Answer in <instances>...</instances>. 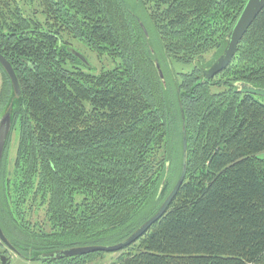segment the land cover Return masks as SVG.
<instances>
[{"label":"trees","instance_id":"16d2710c","mask_svg":"<svg viewBox=\"0 0 264 264\" xmlns=\"http://www.w3.org/2000/svg\"><path fill=\"white\" fill-rule=\"evenodd\" d=\"M246 2L0 0V53L21 92L5 74L0 228L20 256L113 245L152 217L181 171L183 113L184 181L113 264H264V98L239 92L264 89V8L226 69L203 76ZM80 48L118 63L91 74ZM174 61L194 67L168 83Z\"/></svg>","mask_w":264,"mask_h":264},{"label":"water","instance_id":"95a60500","mask_svg":"<svg viewBox=\"0 0 264 264\" xmlns=\"http://www.w3.org/2000/svg\"><path fill=\"white\" fill-rule=\"evenodd\" d=\"M264 8V0H247L243 10L241 11L234 27L232 28L229 37L228 43L223 54L210 66L208 70L203 72V76L207 80H211L220 74L226 67L231 63L232 58L235 55L236 49L240 41L243 39L245 33L248 31L254 20L256 19L257 15L260 11ZM144 31V30H143ZM70 53L78 58L81 62L87 63L85 58L81 56L74 50H70ZM0 66L3 69L4 73L7 75L14 97L17 98L20 96V87L15 75V72L10 65V63L5 59L3 55L0 53ZM158 70V75L161 81L164 83V76L159 67L156 66ZM243 94H249L256 97L264 98V90L262 89H255L248 85L241 84L240 91ZM11 113H12V106L9 105L5 113L2 115L0 119V164L5 148V144L8 138V135L11 131ZM182 149H181V171L179 177L172 187L168 196L164 199L161 203L159 209L156 213L146 220L139 228H137L129 237L124 239L123 241L113 244V245H92V246H81V247H72L69 249L61 250L58 252H54L51 254H43L38 257V260H46V261H54L63 258H73L77 256H83L92 253H116L118 251L123 250L124 248L132 245L135 243L140 237H142L148 229L153 225L156 221H158L166 212L169 205L175 198L180 186L182 185L187 168V136L186 130L184 125V115L182 113ZM162 189V187H161ZM0 243L4 245L9 251L17 254L18 252L16 249L11 245V243L6 239L5 235L3 234L0 228ZM18 255V254H17ZM9 259L6 256H0V263L7 264Z\"/></svg>","mask_w":264,"mask_h":264},{"label":"rangeland","instance_id":"374dc122","mask_svg":"<svg viewBox=\"0 0 264 264\" xmlns=\"http://www.w3.org/2000/svg\"><path fill=\"white\" fill-rule=\"evenodd\" d=\"M79 50L82 53L80 55L83 56V58H85V60L87 62L86 65L84 66V68H85V70H90L91 74H97L101 70H107V69L113 68L118 63L117 59L115 61H112L107 56H105V55L99 56L97 53L92 52V51L88 50L87 48H85V51H84V48H80ZM155 51H156V49H155ZM193 67H194V65H192V64H180V63H177L174 61L170 64V66L162 65V70H163L164 76L166 77L168 83H170V76H174V74L190 72L193 69ZM4 75H5V73L2 71V69H0V104L4 103L6 101L5 93L3 91L4 88H6V84H5V80H4V77H6V76H4ZM212 90L215 93L220 92V89H218V88H213ZM10 102H12V100H10ZM7 108L8 107H2L1 108V106H0V119H1L2 115L5 113V111L7 110ZM15 136L16 135L12 133L11 137L9 139V142H8V147H9L8 151H10L9 152V154H10V156H9L10 161L9 162H11V156L14 155L15 148H16V143L14 144ZM169 145L172 147H176L177 146V140L172 137ZM259 156L262 159H264V152L261 153ZM4 231H5L6 235L10 239H12V236L8 232V230L5 229ZM103 245H106V243L103 242ZM3 249H4V247L0 246V253H3ZM7 253H8V256L6 254H5V256L8 257V259L10 261L9 264H45L44 262H40L38 260H33V261L26 260L24 258H21L20 256L15 255L11 251L7 252ZM121 254H122L121 252L105 253V254H103V256L98 258V260H96L90 264H113L121 256Z\"/></svg>","mask_w":264,"mask_h":264},{"label":"flooded vegetation","instance_id":"af4514ba","mask_svg":"<svg viewBox=\"0 0 264 264\" xmlns=\"http://www.w3.org/2000/svg\"><path fill=\"white\" fill-rule=\"evenodd\" d=\"M1 246H3V245H1ZM4 247V246H3ZM7 252H10V251H8V250H6V248L4 247V249H3V253H0V256H5V254L8 256V253ZM13 254V253H12ZM18 254V255H17ZM17 254H15V255H17V256H20L21 254H19V253H17ZM6 256V257H7ZM21 258H23L22 256H20ZM39 261L40 262H44L45 264H48V263H50L49 261H46V260H40L39 259ZM9 262L10 261H8V263L7 264H9Z\"/></svg>","mask_w":264,"mask_h":264}]
</instances>
